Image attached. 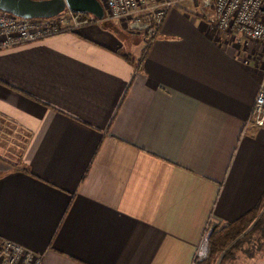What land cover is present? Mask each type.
Listing matches in <instances>:
<instances>
[{"label":"crops","instance_id":"0c3cea01","mask_svg":"<svg viewBox=\"0 0 264 264\" xmlns=\"http://www.w3.org/2000/svg\"><path fill=\"white\" fill-rule=\"evenodd\" d=\"M255 53L189 0L152 37L110 21L0 49V124L21 134L0 144V239L39 264H192L264 191Z\"/></svg>","mask_w":264,"mask_h":264},{"label":"built area","instance_id":"2783aa9c","mask_svg":"<svg viewBox=\"0 0 264 264\" xmlns=\"http://www.w3.org/2000/svg\"><path fill=\"white\" fill-rule=\"evenodd\" d=\"M104 19L116 22L127 31L152 37L167 10L185 0H99ZM198 8L211 30L235 39L237 45L253 43L256 53L246 55L245 64H255L262 80L255 93L248 122L264 126V0H189ZM79 24L70 11L52 17L23 19L0 10V49L38 41ZM206 226L201 242L209 234ZM201 248L195 252L192 264L202 259ZM40 257L12 241L0 239V264H39Z\"/></svg>","mask_w":264,"mask_h":264},{"label":"trees","instance_id":"16d2710c","mask_svg":"<svg viewBox=\"0 0 264 264\" xmlns=\"http://www.w3.org/2000/svg\"><path fill=\"white\" fill-rule=\"evenodd\" d=\"M99 1V0H98ZM100 2V1H99ZM68 10H65L66 12ZM79 25L95 23L97 20L86 13H72ZM128 63H135V59L130 54L121 55ZM138 59H136V62ZM23 169V168H22ZM264 202V191L260 195L254 207L243 213L233 221L223 224L212 223L211 230L207 236L206 255L196 261L194 264H225V261L232 259L241 247V244L248 241L252 233L260 230V236H264V208L261 211V206ZM252 226L250 227V224ZM250 228L246 230L247 228ZM246 252V251H244ZM248 253V252H246ZM249 256V254H247Z\"/></svg>","mask_w":264,"mask_h":264},{"label":"water","instance_id":"95a60500","mask_svg":"<svg viewBox=\"0 0 264 264\" xmlns=\"http://www.w3.org/2000/svg\"><path fill=\"white\" fill-rule=\"evenodd\" d=\"M0 10L23 19L52 17L65 10L86 13L96 20L104 17L98 0H0Z\"/></svg>","mask_w":264,"mask_h":264},{"label":"rangeland","instance_id":"374dc122","mask_svg":"<svg viewBox=\"0 0 264 264\" xmlns=\"http://www.w3.org/2000/svg\"><path fill=\"white\" fill-rule=\"evenodd\" d=\"M107 22H110V21L106 19L104 20V17H103L102 20H97V22L95 23H98L100 26H103ZM0 130L2 131L0 132V144L7 145V147H9V149H11L14 152L13 155H15L16 152L18 151V148H14L8 145H11L12 141L13 143L19 144L18 141L20 139L19 137H21V134H18V133L13 134L12 131H10L9 125L5 123L0 124ZM263 208H264V202L260 208L261 211ZM211 225L212 223L207 224V227L210 230H211ZM251 226H252V223L250 224V227ZM248 229L250 228L248 227L246 230ZM200 248L202 249V252L204 253V256H205L206 255L205 243H202ZM247 254H249V256ZM219 258L220 257L217 258L216 264ZM225 264H264V236L263 237L260 236V230L254 231L250 239L248 241L243 242L241 244L240 249L236 251L234 257L232 259L226 260Z\"/></svg>","mask_w":264,"mask_h":264}]
</instances>
